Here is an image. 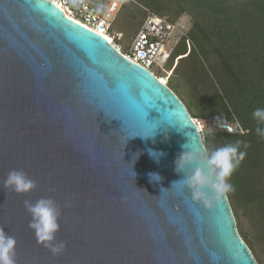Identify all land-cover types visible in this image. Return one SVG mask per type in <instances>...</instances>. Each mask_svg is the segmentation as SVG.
<instances>
[{
	"label": "water",
	"instance_id": "water-1",
	"mask_svg": "<svg viewBox=\"0 0 264 264\" xmlns=\"http://www.w3.org/2000/svg\"><path fill=\"white\" fill-rule=\"evenodd\" d=\"M153 125L155 143L140 136ZM187 140L206 150L150 70L48 0H0V227L17 240V264H257L227 194L193 201L174 171ZM12 169L37 187L4 189ZM45 196L61 211L58 256L28 227L24 201Z\"/></svg>",
	"mask_w": 264,
	"mask_h": 264
},
{
	"label": "trees",
	"instance_id": "trees-1",
	"mask_svg": "<svg viewBox=\"0 0 264 264\" xmlns=\"http://www.w3.org/2000/svg\"><path fill=\"white\" fill-rule=\"evenodd\" d=\"M137 1L149 10L166 16L172 22L185 20V16L190 20L185 35L175 36L177 41L170 49L162 70L171 71L172 76L166 84L185 104L192 118L214 120V117H217L218 121H232L231 116L204 114V110L210 109H205L197 97L198 84L193 79L192 66L196 52L193 46L190 48L191 41L196 44V41L200 40L201 45L205 46L207 53L209 52L216 62L225 64L222 60L226 62L236 60V77L242 67L243 76L240 77L250 84L248 121L240 123L244 132L213 134L206 132L202 137L208 151L226 143L241 142L239 150L245 152V156L236 172L229 178V183L232 184L233 181L236 185V192L230 191L226 194L241 238L250 248L257 264H264L260 253L261 251L264 254V136L256 131L258 127L264 129V122L252 115L256 108H264V0ZM128 6L124 4L121 7L109 31L110 37L114 43L120 45L122 52L128 49L146 17V12L139 6L134 4ZM120 19L128 22L131 31L137 28L129 43H122L124 33L115 30ZM151 70L158 78L161 77L159 66L153 65ZM175 80L181 85H176ZM162 82L165 80L162 79ZM185 83L189 85L190 99H185L182 95L184 88L182 85ZM239 209H242V214L248 218L253 235L242 228L240 221L242 215L239 214ZM255 242L260 244V251L256 250Z\"/></svg>",
	"mask_w": 264,
	"mask_h": 264
},
{
	"label": "clouds",
	"instance_id": "clouds-1",
	"mask_svg": "<svg viewBox=\"0 0 264 264\" xmlns=\"http://www.w3.org/2000/svg\"><path fill=\"white\" fill-rule=\"evenodd\" d=\"M157 77V76H156ZM163 79V77H160ZM167 83V81H166ZM253 117L264 122V108H256ZM217 117H214L216 120ZM202 126L201 130H204ZM157 125L149 127L147 134L140 135L142 138H152L155 143V130ZM208 134H213L214 129L206 127ZM257 133L264 136V129L257 128ZM185 136H187L184 133ZM134 137V136H132ZM164 138L167 139L165 132ZM240 141L226 143L211 151L194 148L187 140L181 145V151L174 159V171L182 173V183L191 193L193 201L210 203L218 200L223 194L233 191V185L229 178L244 159L245 152L240 151ZM245 147L247 145L245 144ZM148 154L157 162L164 155L163 152L149 148ZM139 155L137 153L136 157ZM187 169V171H185ZM150 181L159 182L162 177L159 173H148ZM172 182L173 186L178 181ZM3 187L7 191L16 194H26L37 187V181L28 176L26 172L19 169L10 170L3 180ZM164 188H161V191ZM25 211L29 214L28 227L33 231L38 243H42L53 256L62 254L66 248V242L58 240L56 233L59 230L60 207L51 196L40 197L35 202L24 201ZM17 240L15 236L9 235L0 227V264H17L16 253Z\"/></svg>",
	"mask_w": 264,
	"mask_h": 264
},
{
	"label": "built area",
	"instance_id": "built-area-1",
	"mask_svg": "<svg viewBox=\"0 0 264 264\" xmlns=\"http://www.w3.org/2000/svg\"><path fill=\"white\" fill-rule=\"evenodd\" d=\"M60 8L64 15L78 22L84 27L102 35L108 36L112 44L120 53L148 70L153 65L159 66L160 60H165L169 51L166 52L165 44L172 36L185 35V27L180 22H172L166 16L159 15L149 10L137 0H48ZM134 4L146 12V17L141 28L131 41L128 49L122 52L120 45L114 43L109 31L114 18L124 4ZM121 34L118 35L120 37ZM177 40L175 39L174 42ZM153 73V72H152ZM162 81L161 78H158ZM166 84V81L163 82ZM200 127L210 126L214 132L242 133V126L238 121H218L213 119L201 120L193 118ZM203 138V137H202Z\"/></svg>",
	"mask_w": 264,
	"mask_h": 264
},
{
	"label": "rangeland",
	"instance_id": "rangeland-1",
	"mask_svg": "<svg viewBox=\"0 0 264 264\" xmlns=\"http://www.w3.org/2000/svg\"><path fill=\"white\" fill-rule=\"evenodd\" d=\"M128 5L131 6L132 3L131 5L130 3ZM189 21V18L186 16L185 20H180L181 23H184L182 24L184 25L185 30L188 27ZM117 23L119 24L116 26L115 30L122 31L125 35L122 43H129L137 28L134 31H131V29L128 28L130 26L128 22H125V20L123 19H120L119 21H117ZM175 39L176 37L172 36L167 41V43L165 44L166 52L170 51V49L174 46ZM191 43L192 45H190V48L193 46V50L196 52L194 54L195 61H193L192 66L194 75L193 79L198 84L197 97L199 101L204 104L205 109H210L204 110V114H214L216 116L229 117L231 116L232 121H238L239 123L247 122L248 111H250L248 108L250 107V84L244 78L240 77L241 75L243 76L242 67L240 68L239 75L236 77V60H229V62L222 60L225 64L216 62L211 58L210 53H207L205 46L201 45L202 42L200 40L196 41V44H194V42L192 41ZM191 59L192 57H190V60ZM165 60H160V58L158 59V61H160L159 68H161V77H163L165 81H168L171 78L172 73L169 70H162V66ZM175 83L176 85L180 84L178 80H175ZM182 86L184 87L182 90V95L185 97V99H190V91L188 90L189 85L185 83ZM213 108L214 110H212ZM196 119L198 120L199 125H201V120H204L206 118L198 117ZM200 132L201 134H203L207 131H205L204 129ZM234 172H236V169ZM231 182L234 188L233 191L236 192V185L233 181ZM238 211L239 214L242 215L240 217L242 228L249 234H252V230L249 228L250 225L248 218L242 214V209H239ZM251 239L253 240V238ZM254 246L256 250L260 251V244L255 242ZM260 253L261 258L264 260V254L261 251Z\"/></svg>",
	"mask_w": 264,
	"mask_h": 264
},
{
	"label": "snow or ice",
	"instance_id": "snow-or-ice-1",
	"mask_svg": "<svg viewBox=\"0 0 264 264\" xmlns=\"http://www.w3.org/2000/svg\"><path fill=\"white\" fill-rule=\"evenodd\" d=\"M13 3V0H8V5L11 6Z\"/></svg>",
	"mask_w": 264,
	"mask_h": 264
},
{
	"label": "bare ground",
	"instance_id": "bare-ground-1",
	"mask_svg": "<svg viewBox=\"0 0 264 264\" xmlns=\"http://www.w3.org/2000/svg\"><path fill=\"white\" fill-rule=\"evenodd\" d=\"M105 38L107 39V41H110V40L108 39V36H105Z\"/></svg>",
	"mask_w": 264,
	"mask_h": 264
}]
</instances>
